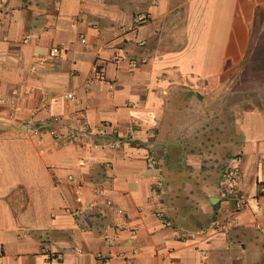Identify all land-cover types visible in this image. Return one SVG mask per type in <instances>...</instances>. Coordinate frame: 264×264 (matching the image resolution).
<instances>
[{"label": "crops", "instance_id": "obj_1", "mask_svg": "<svg viewBox=\"0 0 264 264\" xmlns=\"http://www.w3.org/2000/svg\"><path fill=\"white\" fill-rule=\"evenodd\" d=\"M55 257L264 264V0H0V264Z\"/></svg>", "mask_w": 264, "mask_h": 264}, {"label": "built area", "instance_id": "obj_2", "mask_svg": "<svg viewBox=\"0 0 264 264\" xmlns=\"http://www.w3.org/2000/svg\"><path fill=\"white\" fill-rule=\"evenodd\" d=\"M85 37H83V41H85ZM60 52V48L58 46H55L52 48V50L50 51V55L55 56ZM138 61L133 60V64H136ZM94 71V75L90 78L89 82L93 83L96 82L98 80H104V71L103 68L101 66H94L93 68ZM69 98H73L75 96L74 92H70L67 95ZM86 126H76L74 128V130L71 133H60V132H56V137H58L60 139V142H62V144L64 142H75V143H79L82 142V136L80 133L82 129H85ZM63 139V140H61ZM240 155H236L234 157L231 158L230 162L228 163V165L225 168L224 171V179L222 181L223 184V189H222V195L225 198L230 199L233 203H234V207L235 210H241L243 208H246L249 206V201L247 196L242 192V190L240 189ZM81 185H77L76 186V193H77V199L78 201L82 200V195H81ZM263 211L260 210V213H262ZM232 222L230 223H234L236 222V219L233 218L231 220ZM220 228H222L223 230H228L229 229V225L228 224H220ZM55 264H61V262L58 260L57 257L54 258ZM107 262V260H106ZM105 261H103L102 264H104Z\"/></svg>", "mask_w": 264, "mask_h": 264}]
</instances>
